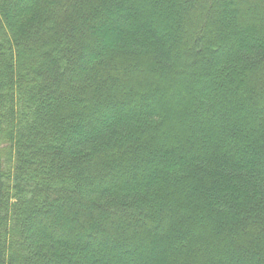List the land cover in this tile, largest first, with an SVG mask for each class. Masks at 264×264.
I'll use <instances>...</instances> for the list:
<instances>
[{"label": "trees", "instance_id": "trees-1", "mask_svg": "<svg viewBox=\"0 0 264 264\" xmlns=\"http://www.w3.org/2000/svg\"><path fill=\"white\" fill-rule=\"evenodd\" d=\"M0 264H264V0H0Z\"/></svg>", "mask_w": 264, "mask_h": 264}, {"label": "rangeland", "instance_id": "rangeland-1", "mask_svg": "<svg viewBox=\"0 0 264 264\" xmlns=\"http://www.w3.org/2000/svg\"><path fill=\"white\" fill-rule=\"evenodd\" d=\"M227 41H228V40H227ZM228 42H229V41H228ZM228 44H229V43H228ZM90 257H92V256L90 255ZM90 257H89V258H90Z\"/></svg>", "mask_w": 264, "mask_h": 264}]
</instances>
